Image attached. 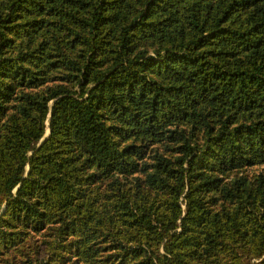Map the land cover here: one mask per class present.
<instances>
[{
	"label": "trees",
	"instance_id": "trees-1",
	"mask_svg": "<svg viewBox=\"0 0 264 264\" xmlns=\"http://www.w3.org/2000/svg\"><path fill=\"white\" fill-rule=\"evenodd\" d=\"M0 264H264V0H0Z\"/></svg>",
	"mask_w": 264,
	"mask_h": 264
},
{
	"label": "water",
	"instance_id": "water-1",
	"mask_svg": "<svg viewBox=\"0 0 264 264\" xmlns=\"http://www.w3.org/2000/svg\"><path fill=\"white\" fill-rule=\"evenodd\" d=\"M49 132H50V130L48 129V131H47L46 135H48V134H49Z\"/></svg>",
	"mask_w": 264,
	"mask_h": 264
}]
</instances>
